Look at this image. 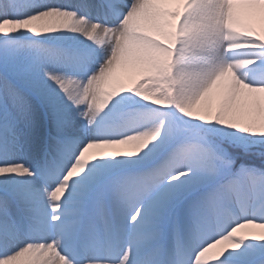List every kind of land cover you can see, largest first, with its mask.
<instances>
[{"label": "snow or ice", "instance_id": "1", "mask_svg": "<svg viewBox=\"0 0 264 264\" xmlns=\"http://www.w3.org/2000/svg\"><path fill=\"white\" fill-rule=\"evenodd\" d=\"M0 264H264V0H0Z\"/></svg>", "mask_w": 264, "mask_h": 264}, {"label": "rangeland", "instance_id": "2", "mask_svg": "<svg viewBox=\"0 0 264 264\" xmlns=\"http://www.w3.org/2000/svg\"><path fill=\"white\" fill-rule=\"evenodd\" d=\"M242 23H246V22L242 21ZM252 27H254L257 32L260 31V25L259 24H253ZM125 83H128V81L126 80Z\"/></svg>", "mask_w": 264, "mask_h": 264}]
</instances>
